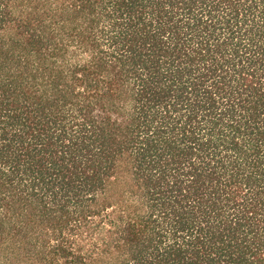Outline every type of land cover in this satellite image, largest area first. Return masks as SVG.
I'll return each instance as SVG.
<instances>
[{
  "label": "trees",
  "instance_id": "obj_1",
  "mask_svg": "<svg viewBox=\"0 0 264 264\" xmlns=\"http://www.w3.org/2000/svg\"><path fill=\"white\" fill-rule=\"evenodd\" d=\"M0 264H264V0H0Z\"/></svg>",
  "mask_w": 264,
  "mask_h": 264
}]
</instances>
